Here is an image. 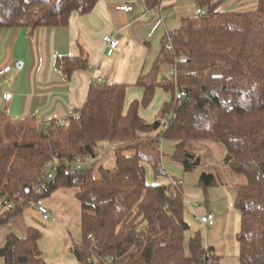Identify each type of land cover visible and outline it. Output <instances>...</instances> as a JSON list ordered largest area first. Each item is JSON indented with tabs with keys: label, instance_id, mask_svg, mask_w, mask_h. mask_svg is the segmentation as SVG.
I'll use <instances>...</instances> for the list:
<instances>
[{
	"label": "trees",
	"instance_id": "1",
	"mask_svg": "<svg viewBox=\"0 0 264 264\" xmlns=\"http://www.w3.org/2000/svg\"><path fill=\"white\" fill-rule=\"evenodd\" d=\"M100 1L0 0V28L65 27L75 13L88 15ZM226 1L196 0L200 13L164 38L152 71L137 82L142 100L128 109L129 85L104 83L92 86L79 118L68 126L0 115V228L32 206L39 198L36 188L45 185L44 199L60 189L76 191L82 237L72 253L79 264H220L201 232L186 248L188 205L171 183L179 178L170 176L168 185L147 180L148 165L163 174L158 138L175 144L172 160L187 173L201 164L188 144L213 141L225 145L230 169L246 178L235 202L241 215L240 264H264V0L254 9L224 8ZM160 2L148 0V6ZM57 66L70 77L86 69L88 59L64 57ZM164 66L174 67L176 76H162ZM158 88L173 98L149 122L140 110L153 103ZM103 143L116 150L118 167L96 174ZM79 158L96 161L77 170ZM52 161L59 167L47 182L43 172ZM215 184L213 174L203 173L198 186L207 193ZM42 238L35 226L23 237L12 233L0 258L4 264H47Z\"/></svg>",
	"mask_w": 264,
	"mask_h": 264
},
{
	"label": "crops",
	"instance_id": "2",
	"mask_svg": "<svg viewBox=\"0 0 264 264\" xmlns=\"http://www.w3.org/2000/svg\"><path fill=\"white\" fill-rule=\"evenodd\" d=\"M257 3L258 0H227L223 7L254 9ZM179 4L180 0L171 2L160 12L157 10L159 5L149 8L148 0H102L88 15L75 13L65 27L40 28L34 31L28 28H0V70L12 67L1 82L0 115L6 114L13 119L35 116L47 124L67 120L72 108L81 110L85 106L93 86V77L102 78L104 83L129 85L126 98L128 109L133 101L142 100L144 89H134L138 87V80L152 71L162 51L164 38L182 26L185 17L177 21L166 15ZM125 5H133L135 10L124 13L121 8ZM106 36H115L121 42L112 57L107 56L104 43ZM83 54L88 59L87 68L70 77H66L57 66L60 58H77ZM169 73L165 66L161 68V74L166 76ZM3 92L11 93L12 99L5 100ZM188 150L201 159L200 166L192 172L187 173L183 167L182 170L177 167L179 179L185 181L182 193L191 204L190 212L196 213L197 204H208V192L205 193L198 184L203 173L213 174L216 179L213 187L222 189L227 196L231 214L234 218H240L241 226V215L235 202L238 188L246 183V178L230 169L225 145L213 141H193L188 144ZM173 164L179 163L172 161ZM48 199L52 203L61 201L70 208L71 213L78 216L81 228L82 206L76 195L70 194L68 189H60ZM214 211L224 213L226 210L218 205L211 206L203 219L204 226H216L215 216L213 226L206 223L208 215H214ZM57 216L59 225L66 226V232H59L58 238L54 234L45 236L43 232L40 246L45 261L47 264H79L72 248L82 237L81 229L80 232L77 231L79 240L77 237L73 238L71 231L74 228L68 226L69 222L64 215L59 213ZM12 233L24 236L17 233L11 224L0 228V249L6 245L8 236ZM65 234L70 237L71 251L68 254L63 247ZM205 245L214 250L222 264L220 252L210 246L209 242H205ZM0 260L4 263L3 259ZM228 263L240 264L239 257L237 262Z\"/></svg>",
	"mask_w": 264,
	"mask_h": 264
},
{
	"label": "rangeland",
	"instance_id": "3",
	"mask_svg": "<svg viewBox=\"0 0 264 264\" xmlns=\"http://www.w3.org/2000/svg\"><path fill=\"white\" fill-rule=\"evenodd\" d=\"M199 13L200 9L197 5L196 0H180L179 6L177 8H171L166 15H169L171 16V19H176L178 21L183 17L196 18ZM165 67L168 73L174 70V67L172 66ZM162 76L165 75L162 74ZM165 77L167 79L172 78V76L170 75H166ZM134 90L140 91L141 89L140 87H137ZM134 96L136 97V94ZM172 98V92H166L164 89L158 88L153 103L149 107L141 108L140 113L142 117L146 121L153 122L162 107L164 106V104L171 102ZM163 140L164 142L162 143ZM157 142H160V144L162 145L161 148L159 147V145L156 147H158L159 156L162 153V159L164 162L163 164H165L168 173L166 174L165 171L163 172V174H156L152 167L148 165L147 180L151 184L159 183L168 185L170 183V175L175 178H180L177 171L179 169H177V167H181L180 169L182 170V166L179 164L172 165V156L175 151V144L172 141L167 139L165 140L164 137H160L157 139ZM103 145L105 144L103 143L99 146L100 154L103 153V151L100 150V147H102ZM102 155L104 156H100L97 160L98 164L95 173L99 174V171L102 170V168L109 172H115L118 167L119 159L118 154H116V150L113 148L110 153ZM75 192L76 191L74 190H70V194L75 195ZM207 192L208 204L207 202L203 203L202 205L197 204L196 213L190 212L189 206L191 204L186 199L188 206L185 214V219L190 225V231L186 234V248L188 250V244L191 236L195 232H201L204 238V243L207 242L208 244L209 242L210 246H214L220 252L222 257V264H229V261L237 262L240 249L236 239V235L240 230V218L238 216H235L234 218L233 214H231V209L229 207L227 196L223 193L222 189L211 187L207 190ZM47 199L48 198L44 199V204L52 215L51 220L46 219L44 215L39 213L36 209H33V206H30L29 208H25V210L11 222V225L14 227L17 233L25 235L28 227L35 226L37 228L42 229L45 236H51L54 234L55 237L58 238L59 232H66V229L64 228L66 226L59 225L57 214L60 213L64 215V217L68 220L69 223L66 220L68 226H72L74 228V230L71 231L74 234L73 238L77 237V239L79 240V234H77V231L80 232L81 228L78 216L73 215L71 213L72 211L70 210V208L62 204L61 201L52 203L50 199ZM216 205H218L219 207H223L226 211L224 213H219L216 211L213 212L216 218L215 227L204 226L203 219L207 216L209 208H211V206ZM69 239L70 237L68 236V234H65L63 238V247L66 254L71 251ZM205 248L206 250H210V247H208L207 245H205ZM0 264H4L3 261L0 260Z\"/></svg>",
	"mask_w": 264,
	"mask_h": 264
},
{
	"label": "built area",
	"instance_id": "4",
	"mask_svg": "<svg viewBox=\"0 0 264 264\" xmlns=\"http://www.w3.org/2000/svg\"><path fill=\"white\" fill-rule=\"evenodd\" d=\"M174 1H176V0H161L159 6L157 7V10L160 11V12L164 11L166 6L168 4H170L171 2H174ZM121 10L124 13H130V12H133L135 10V6H133V5H125V6H123L121 8ZM104 43H105V46H106V51H107V56L108 57L114 56L116 51L118 50V48L121 45L120 39L115 37V36H106L104 38ZM11 70H12L11 66H7L4 69L0 70V86H1L2 79L7 74H9L11 72ZM169 74L171 76H176V69L174 68V70L172 72H170ZM92 84L93 85H101V84H104V80L102 78H99V77H93ZM0 90H1V88H0ZM180 95L181 96H185V93L181 92ZM12 97H13V95L11 93L3 92V98L5 100L9 101V100L12 99ZM78 118H79V114L77 113V110L72 108L71 111H70V115H69L68 119L67 120L58 121L57 126H68L70 124V120L71 119H78ZM170 120H171V116L170 115L165 117L164 120L162 121L163 125H165V127H167L169 122H170ZM163 142H164V140L162 141V143ZM112 149H113V146L109 145V144H105L102 147H100V150H102L103 153L100 154V152H99L100 155L98 154L96 160H98L100 156L101 157L104 156L102 154L110 153L112 151ZM96 160H92L90 158H79V159L76 160V169L80 170L84 166H88L91 163L95 162ZM58 167H59L58 164L56 162H54V161L48 163L47 166L44 169L43 178L47 182L52 181L55 178V172H57ZM160 170H161V173L166 171L165 165L163 163L160 164ZM171 183H172L173 189L176 192L175 195L180 194V192H182V188H183V186L185 184V181L182 180V179L176 180V179L171 178ZM45 187L46 186L43 185L42 187H37L36 188V194L39 196V198H37V200L33 203L32 206H33L34 209H36L42 215H45L48 219H50L51 218V213L49 212V210L47 209V207L44 204V198L40 197L41 195L44 194L43 192H44ZM12 207H13L12 204H8V208H12ZM214 220H215L214 219V215L213 214H209L208 217H207L206 223L209 226H213L214 225Z\"/></svg>",
	"mask_w": 264,
	"mask_h": 264
}]
</instances>
